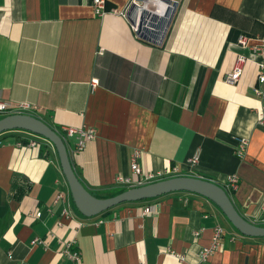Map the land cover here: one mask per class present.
I'll list each match as a JSON object with an SVG mask.
<instances>
[{
  "label": "crops",
  "instance_id": "crops-1",
  "mask_svg": "<svg viewBox=\"0 0 264 264\" xmlns=\"http://www.w3.org/2000/svg\"><path fill=\"white\" fill-rule=\"evenodd\" d=\"M106 1L108 12L99 16L94 0H0L1 98L30 103L32 115L60 132L97 129L81 152L69 153L98 197L129 188L116 178L132 176L130 156L141 149L145 171L177 167L173 176L222 186L238 175L229 194L243 216L257 220L264 214V98L253 88L264 91L257 81L264 0H162L177 2L162 44L137 36L130 14L120 13L131 0ZM242 35L248 47L239 45ZM238 54L249 59L232 84L227 77ZM239 137L249 140L244 158L235 151ZM30 138L20 129L0 135V264H79L65 253L74 240L82 264H199L217 225L222 246L207 264H264V237L244 235L197 193L172 192L86 217L53 143L39 135L30 147ZM196 153L199 161L189 164ZM37 237L44 243L34 244Z\"/></svg>",
  "mask_w": 264,
  "mask_h": 264
},
{
  "label": "built area",
  "instance_id": "built-area-1",
  "mask_svg": "<svg viewBox=\"0 0 264 264\" xmlns=\"http://www.w3.org/2000/svg\"><path fill=\"white\" fill-rule=\"evenodd\" d=\"M147 1L152 0H131V2L128 4L126 9L123 11H120V13L124 16H128L130 14V20L132 21V28L133 31L136 33L137 36L143 37L151 42L162 44L165 40V37L168 32L169 25H165L167 20H170L172 17L171 15L175 11V7L177 6L176 1H172L173 4H170V11L167 16V19L163 20L156 17H150L148 13H142L141 11H138L135 9V6H140L138 3H144L146 4ZM136 3V4H134ZM93 7L95 10L96 15L103 16L108 12L107 9V1L106 0H94ZM135 9L133 12L131 9ZM111 12H119L117 9H111ZM154 19V20H153ZM170 24V23H169ZM158 30V31H156ZM239 45L243 47L249 46V38L246 35H242L238 40ZM102 51V50H101ZM252 51L254 54H260L263 53V48L258 46H252ZM249 57H247L244 54H238L235 64L233 66L232 71L228 74L227 81L236 84L244 71V66L247 62ZM258 83L262 84L264 83V59L259 62V71L257 76ZM98 84L97 79H93L92 85L93 87H96ZM253 93L256 95H259L264 98V91L258 87L255 86L253 88ZM32 110V106L28 102H19V103H10L5 100H3L0 96V115H8L12 113H30ZM260 122H264V113L263 117H261ZM30 132V131H29ZM59 132V131H58ZM60 135L65 140V143L67 145V148L69 152L72 153H79L81 152L86 146L87 143L91 140H94L97 137V129L93 126H84V127H73V126H67L62 129L61 132H59ZM32 138L28 140L27 145L30 147H35L37 145V137H39L38 134L30 132ZM75 139L74 144L71 143L70 139ZM24 136L18 140L17 145L22 146L24 145L23 140ZM2 141H0V144ZM249 145V140L246 137H239L237 138V145L235 148V151L239 157H245L247 153ZM141 157H142V150L141 149H135L130 156L131 161V175H122L119 174L116 178V181L120 185L127 186L129 188L131 187H137L142 186L148 183H152L158 180L166 179L169 177H174L173 175L178 173V168L173 169H165V170H159V171H145L143 169V166L141 164ZM199 161V154L196 153L193 157L189 159V164H195ZM240 179L238 175L232 174L228 177L227 181L224 183L223 187L230 193L234 190H236L239 187ZM66 194L64 192H60L58 194V198H65ZM151 212L150 208L145 209V213ZM41 212H37V217L41 216ZM63 214L67 217H70L71 210H70V204H67V206L63 210ZM255 224L258 225H264V214L261 216L259 215L257 217V220L252 221ZM59 225H62V222H58ZM201 231H196L195 236L198 237L200 235ZM224 235V228L221 225H217L214 228V233L211 242L204 246L201 253H200V262L199 264H207V262L210 260V257L215 253L221 246H222V239ZM33 243H44V241L37 237L33 240ZM74 241H69L65 244V253L69 255V257L75 261H77L79 264H82V254L79 250L74 249L73 246L75 244ZM173 253V252H172ZM177 257H179L181 260L185 259V255L182 254H176ZM145 264V263H141Z\"/></svg>",
  "mask_w": 264,
  "mask_h": 264
},
{
  "label": "water",
  "instance_id": "water-1",
  "mask_svg": "<svg viewBox=\"0 0 264 264\" xmlns=\"http://www.w3.org/2000/svg\"><path fill=\"white\" fill-rule=\"evenodd\" d=\"M19 129L43 136L53 143L57 149L74 203L86 217L102 214L122 203L156 198L172 192L188 191L203 195L216 203L230 222L244 235L264 237V226L255 224L243 216L235 206L229 192L217 182L197 176H174L142 186L131 187L114 196L98 197L79 178L65 140L55 128L29 113H12L0 119V135Z\"/></svg>",
  "mask_w": 264,
  "mask_h": 264
},
{
  "label": "bare ground",
  "instance_id": "bare-ground-1",
  "mask_svg": "<svg viewBox=\"0 0 264 264\" xmlns=\"http://www.w3.org/2000/svg\"><path fill=\"white\" fill-rule=\"evenodd\" d=\"M171 4H173V2ZM170 9V5H165L162 0L147 1L146 4L140 8L142 13H148L150 17H158L163 20L165 19L163 17L168 16Z\"/></svg>",
  "mask_w": 264,
  "mask_h": 264
},
{
  "label": "trees",
  "instance_id": "trees-1",
  "mask_svg": "<svg viewBox=\"0 0 264 264\" xmlns=\"http://www.w3.org/2000/svg\"><path fill=\"white\" fill-rule=\"evenodd\" d=\"M58 131H59V130H58ZM59 132H60V131H59ZM127 189H129V188H118V189L112 191L111 193H109L106 197L117 195V194H119V193H121V192H123V191H125V190H127ZM109 210H110V209H109ZM109 210H107V211H109ZM107 211H105V212H107ZM103 213H104V212H103ZM261 226H262V225H261ZM263 226H264V225H263Z\"/></svg>",
  "mask_w": 264,
  "mask_h": 264
},
{
  "label": "rangeland",
  "instance_id": "rangeland-1",
  "mask_svg": "<svg viewBox=\"0 0 264 264\" xmlns=\"http://www.w3.org/2000/svg\"><path fill=\"white\" fill-rule=\"evenodd\" d=\"M172 15H173V14H172ZM172 15H171V16H172ZM153 20H154V19H153ZM171 20H172V18H171L170 20L164 21V22H166L165 25L168 26L169 23L171 22ZM2 117H4V116H3V115H0V119H1ZM44 138H45V137H44Z\"/></svg>",
  "mask_w": 264,
  "mask_h": 264
}]
</instances>
